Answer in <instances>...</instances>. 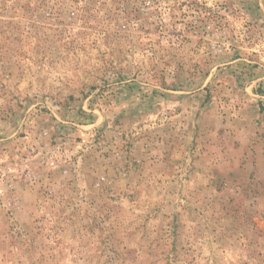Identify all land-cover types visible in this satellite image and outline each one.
Returning <instances> with one entry per match:
<instances>
[{
    "label": "rangeland",
    "instance_id": "rangeland-1",
    "mask_svg": "<svg viewBox=\"0 0 264 264\" xmlns=\"http://www.w3.org/2000/svg\"><path fill=\"white\" fill-rule=\"evenodd\" d=\"M0 264H264V0H0Z\"/></svg>",
    "mask_w": 264,
    "mask_h": 264
}]
</instances>
